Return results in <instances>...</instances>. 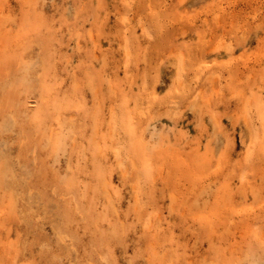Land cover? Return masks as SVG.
I'll list each match as a JSON object with an SVG mask.
<instances>
[{"label":"rangeland","instance_id":"rangeland-1","mask_svg":"<svg viewBox=\"0 0 264 264\" xmlns=\"http://www.w3.org/2000/svg\"><path fill=\"white\" fill-rule=\"evenodd\" d=\"M0 264H264V0H0Z\"/></svg>","mask_w":264,"mask_h":264},{"label":"bare ground","instance_id":"bare-ground-1","mask_svg":"<svg viewBox=\"0 0 264 264\" xmlns=\"http://www.w3.org/2000/svg\"><path fill=\"white\" fill-rule=\"evenodd\" d=\"M122 159V158H121ZM127 172V171H126Z\"/></svg>","mask_w":264,"mask_h":264}]
</instances>
